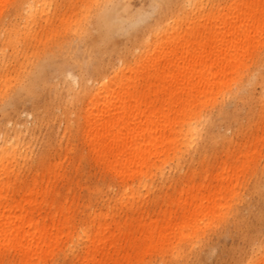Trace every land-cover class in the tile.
Segmentation results:
<instances>
[{
  "label": "rangeland",
  "instance_id": "rangeland-1",
  "mask_svg": "<svg viewBox=\"0 0 264 264\" xmlns=\"http://www.w3.org/2000/svg\"><path fill=\"white\" fill-rule=\"evenodd\" d=\"M121 1L128 4V12H118L133 23L122 28L115 21L110 29L97 17L99 10L112 12L110 0H53L47 20L36 16L33 23L28 22L24 0H0V144L17 143L16 157L7 165L10 172L0 175V185H8L0 209L22 206L34 182L29 198L35 205L29 218L39 215L41 221L45 216L46 225L68 211L65 225L74 228L64 229L62 242L34 264H263L264 83L256 85L249 76L264 79V28L226 88L202 107L201 135L194 146L168 166L154 169L145 191L136 182H120L96 158L90 135L83 133V98L71 96L73 78L78 84L87 80L91 84L98 75L109 78L118 60L126 68L139 69L149 60L146 50L164 34L184 27L181 33L188 36L207 13H224L237 0ZM197 8L200 11L187 19L185 15ZM71 14L75 23L80 21V30L67 19ZM134 48L139 49L132 54ZM137 83L132 92L150 89L153 94L145 99L156 111L162 103V96L155 94L159 86ZM47 171L50 177L43 185L39 177ZM230 175L228 183L224 177ZM197 185L202 193L206 188L235 186L232 195L225 192L219 200L222 213L197 238L170 248L157 243L162 231L150 239L147 230H136L150 217L156 226L163 224L156 212L185 188L194 186L195 193ZM127 187L138 196L124 197ZM141 210L143 217L136 219ZM103 222L107 224L103 235L113 236L111 244L105 243L102 255L99 251L84 259L95 246L82 233L91 239ZM181 222L176 211L169 226L175 229ZM16 258L12 246L0 248V264H19Z\"/></svg>",
  "mask_w": 264,
  "mask_h": 264
},
{
  "label": "bare ground",
  "instance_id": "bare-ground-1",
  "mask_svg": "<svg viewBox=\"0 0 264 264\" xmlns=\"http://www.w3.org/2000/svg\"><path fill=\"white\" fill-rule=\"evenodd\" d=\"M24 1L27 5L28 22L33 23L36 16L47 20L48 6L53 0ZM128 8V4L121 0H110L109 9L112 12L107 14L105 10L97 11L98 20L110 29L115 21L122 28L129 27L133 22L127 15L118 12H128ZM200 9L191 10L185 15L186 18L189 19ZM132 12L139 13V10ZM73 16L71 14L67 18L71 19L72 24L75 23ZM170 21L174 23L176 18ZM74 25H78L80 30V21ZM183 28L178 27L154 42L146 50L145 55L149 60L139 69L126 68L118 60L109 78L98 75L91 84H88L90 80L78 84L76 78H73L74 91L71 96L83 98V123L86 126L83 133L90 135V145L96 158L120 182H136L137 187L140 186L145 191L146 180L151 177L154 169L161 170L184 152L187 153L200 137L202 107L209 106L217 93L226 88L238 69L239 61L247 56L248 48L256 44V38L264 28V0H237L229 4L224 13H207L188 36L181 33ZM138 49L134 48L131 53L138 52ZM150 50L153 53L151 57ZM249 77L253 78L256 85L264 83V79L254 73ZM139 81L148 88L153 82L159 86L155 94L162 96V103L156 111L151 109V100L145 99L152 96L150 89H144L141 93L132 92L140 84L137 83ZM240 89L241 86L236 93ZM61 129L63 134L65 124H62ZM212 138L215 140L216 136ZM11 142L7 145L0 144L2 176L8 175L10 170L7 165L17 154V143L14 140ZM47 163L50 161L47 160ZM223 166H220L221 172L225 170ZM222 176L225 175L222 173ZM231 176L224 177L228 183L232 180ZM49 177V171L40 175V183L44 185ZM35 186L33 182L22 206L4 205L0 209V248L12 246L19 264H34L44 253L62 242L64 229L68 231L74 228L65 225L70 217L68 211L46 225L43 224L45 216L41 221L39 215L35 219L28 217L35 205L29 198L34 193ZM192 187L194 186L182 190L180 197L171 199L166 208L156 212V215H161L164 219L163 224L156 226V219L152 220L150 217L147 222L140 223L136 230H147L150 239L156 231H162L157 235V243L170 248L181 240L197 238L219 215L220 210L222 213L224 205L219 200L225 192L232 195L235 186L230 185L228 190L224 186L206 188L203 190H206L205 193L201 192L200 185L192 193ZM7 189L6 183L0 185V198L5 197ZM123 194L130 199L138 196V192L132 191L130 187L125 188ZM176 211L181 213L182 222L172 229L169 223L174 220ZM142 213V210L139 211L136 219L142 218ZM106 228L105 222L97 224L91 239L87 238L85 232L82 233L85 240L88 239L86 242L95 246L92 252H85L84 259L99 251L103 254L105 243L113 239L112 234L107 238L103 235ZM73 248L71 246L70 250Z\"/></svg>",
  "mask_w": 264,
  "mask_h": 264
}]
</instances>
